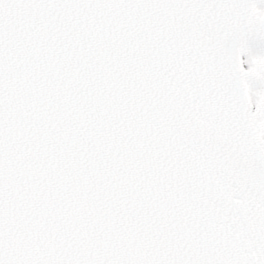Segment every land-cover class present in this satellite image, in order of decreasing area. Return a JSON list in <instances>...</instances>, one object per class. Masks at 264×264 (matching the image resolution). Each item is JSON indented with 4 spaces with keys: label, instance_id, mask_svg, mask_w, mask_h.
I'll list each match as a JSON object with an SVG mask.
<instances>
[{
    "label": "snow or ice",
    "instance_id": "snow-or-ice-1",
    "mask_svg": "<svg viewBox=\"0 0 264 264\" xmlns=\"http://www.w3.org/2000/svg\"><path fill=\"white\" fill-rule=\"evenodd\" d=\"M0 264H264V0H0Z\"/></svg>",
    "mask_w": 264,
    "mask_h": 264
}]
</instances>
